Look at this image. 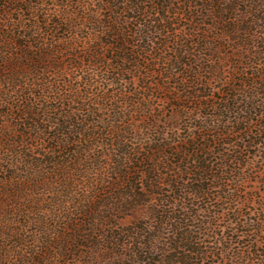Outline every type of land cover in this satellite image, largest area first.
<instances>
[{
    "label": "trees",
    "instance_id": "16d2710c",
    "mask_svg": "<svg viewBox=\"0 0 264 264\" xmlns=\"http://www.w3.org/2000/svg\"><path fill=\"white\" fill-rule=\"evenodd\" d=\"M263 141L264 0H0V264H200L186 212Z\"/></svg>",
    "mask_w": 264,
    "mask_h": 264
},
{
    "label": "rangeland",
    "instance_id": "374dc122",
    "mask_svg": "<svg viewBox=\"0 0 264 264\" xmlns=\"http://www.w3.org/2000/svg\"><path fill=\"white\" fill-rule=\"evenodd\" d=\"M259 47L262 48V43ZM150 81L153 89L160 84H164L169 89L173 87L160 76L154 75ZM136 83L140 84V81L137 80ZM159 93L161 96L166 95L165 91ZM165 101L159 97L155 100L157 103H154L158 105L159 123L165 122L166 129L170 130V133L171 130H177L185 135L189 122L179 111L170 110V103ZM253 118L263 120L257 116ZM197 119L203 120V116L198 114ZM229 120L232 121L231 118ZM192 122L196 124L198 121ZM224 138L236 144H241L243 141L234 134ZM224 148L226 153H231L232 147L224 146ZM247 155L248 157L243 160ZM241 160H243L241 165H231L234 171L228 174L238 180L239 191L236 199L212 198L208 208L203 201L195 200L192 208L186 212L188 218L192 216L187 221L189 220L188 223L191 224L192 235L196 240L195 245L187 248L189 251H186V254L191 258L196 256L200 264H264V141L260 147L246 148ZM248 161L250 165L247 164ZM212 191L217 192L214 189ZM149 199L153 204L158 201L155 196ZM175 207L177 210L181 208L179 205ZM151 208L150 205L145 209L150 212ZM181 212L183 213V209ZM132 219L133 217L125 219L123 223L130 224ZM195 251L200 253L207 251V253L194 255Z\"/></svg>",
    "mask_w": 264,
    "mask_h": 264
}]
</instances>
